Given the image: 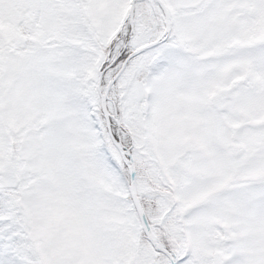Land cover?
Returning <instances> with one entry per match:
<instances>
[{
    "label": "snow or ice",
    "instance_id": "1",
    "mask_svg": "<svg viewBox=\"0 0 264 264\" xmlns=\"http://www.w3.org/2000/svg\"><path fill=\"white\" fill-rule=\"evenodd\" d=\"M0 264H264V0H0Z\"/></svg>",
    "mask_w": 264,
    "mask_h": 264
}]
</instances>
